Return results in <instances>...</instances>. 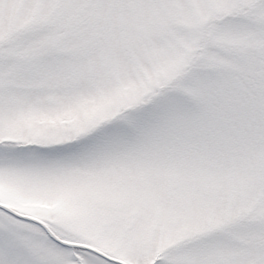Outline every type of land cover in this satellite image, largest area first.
<instances>
[{
    "label": "snow or ice",
    "instance_id": "1",
    "mask_svg": "<svg viewBox=\"0 0 264 264\" xmlns=\"http://www.w3.org/2000/svg\"><path fill=\"white\" fill-rule=\"evenodd\" d=\"M0 264H264V0H0Z\"/></svg>",
    "mask_w": 264,
    "mask_h": 264
}]
</instances>
